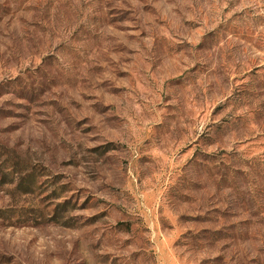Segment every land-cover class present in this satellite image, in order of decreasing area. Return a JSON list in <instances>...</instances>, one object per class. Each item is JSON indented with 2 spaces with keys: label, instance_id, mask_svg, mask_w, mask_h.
<instances>
[{
  "label": "rangeland",
  "instance_id": "obj_1",
  "mask_svg": "<svg viewBox=\"0 0 264 264\" xmlns=\"http://www.w3.org/2000/svg\"><path fill=\"white\" fill-rule=\"evenodd\" d=\"M0 264H264V0H0Z\"/></svg>",
  "mask_w": 264,
  "mask_h": 264
}]
</instances>
